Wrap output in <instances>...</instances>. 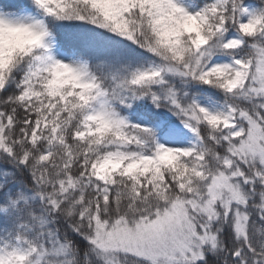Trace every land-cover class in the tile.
<instances>
[{
  "label": "trees",
  "instance_id": "16d2710c",
  "mask_svg": "<svg viewBox=\"0 0 264 264\" xmlns=\"http://www.w3.org/2000/svg\"><path fill=\"white\" fill-rule=\"evenodd\" d=\"M204 1L210 0H0V264H58L62 257L69 264H106L90 239L94 218L138 221L179 197L173 176L158 166L142 179L119 177L109 185L93 176L92 163L105 157L110 141L134 144V156L146 150L157 129L142 118L192 119L206 131L207 157L230 163L227 144L235 133L205 124L204 107L226 102L246 123L239 105L256 110L254 91L227 92L217 80L205 85L168 71V64L184 70L193 57L182 6ZM234 1L257 4L263 32L264 0ZM256 37L222 52L251 51ZM68 57L81 58L75 69L51 67ZM173 95L191 109L176 116L168 108ZM86 115L103 132L78 138ZM258 125L264 129V121ZM254 206L247 242L264 250ZM57 245L61 257L35 263ZM118 261L149 264L132 254Z\"/></svg>",
  "mask_w": 264,
  "mask_h": 264
},
{
  "label": "rangeland",
  "instance_id": "374dc122",
  "mask_svg": "<svg viewBox=\"0 0 264 264\" xmlns=\"http://www.w3.org/2000/svg\"><path fill=\"white\" fill-rule=\"evenodd\" d=\"M234 2L210 0L182 6L183 26L193 57L186 62L184 70L168 64V71L179 72V76L191 80L198 78L205 85L217 80L220 84L218 89L227 92L238 89L237 94L246 92L248 95L252 89L257 98V108L250 110L248 104L240 103L239 117L246 120V123H240L226 102L204 107L205 124L225 136L228 131L235 133L227 144L231 155L227 165L220 164L219 157H207L203 139L206 131L189 118L161 117L152 121L142 118L144 123H154L157 131L154 140L138 156L131 152L132 148H137L134 144L125 140L110 141L105 157L91 166L93 176L99 182L109 185L119 177L127 181L136 176L142 179L158 166L167 176H173L179 197L153 216L138 221L119 219L100 223L101 220L96 219L101 217L94 218L96 225L90 239L106 264H119L120 254H132L140 262L149 264L264 262L260 243L252 248L247 242L249 210L254 206L255 198L257 206L253 210L256 221L264 226V129L263 125H258L259 119L264 121L262 13L255 3L234 6ZM257 33L260 38L252 41L251 51L236 49L234 53L222 52L221 47L238 48L245 37ZM257 40H261L259 44ZM79 61L74 62L68 57L51 67L65 64L71 71ZM168 108L177 116L191 109V105L173 95ZM90 120L91 115H86L83 128L75 133L78 138L103 132L96 121ZM97 210L95 208L92 212V217L98 216ZM258 225L253 228L256 233H259L256 230ZM57 247L38 255L35 263L46 256L51 257L48 260L54 256L61 257L60 246ZM228 248H233V252L226 261L223 257L228 255ZM3 256L0 249V257ZM57 262L69 264L66 257Z\"/></svg>",
  "mask_w": 264,
  "mask_h": 264
}]
</instances>
